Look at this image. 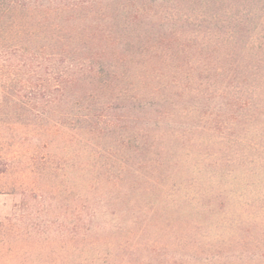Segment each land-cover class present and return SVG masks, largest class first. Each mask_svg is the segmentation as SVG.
Segmentation results:
<instances>
[{
	"label": "trees",
	"instance_id": "trees-1",
	"mask_svg": "<svg viewBox=\"0 0 264 264\" xmlns=\"http://www.w3.org/2000/svg\"><path fill=\"white\" fill-rule=\"evenodd\" d=\"M157 1L0 0V195L27 192L4 181L21 136L74 132L84 159L78 231L138 218L137 193L163 184L164 129L188 103L172 89L184 82L182 93L201 101L193 126L238 140L241 170L264 168V8L210 0L223 15L181 21ZM248 204L264 217V192Z\"/></svg>",
	"mask_w": 264,
	"mask_h": 264
},
{
	"label": "rangeland",
	"instance_id": "rangeland-1",
	"mask_svg": "<svg viewBox=\"0 0 264 264\" xmlns=\"http://www.w3.org/2000/svg\"><path fill=\"white\" fill-rule=\"evenodd\" d=\"M209 3L157 1L181 21L223 15L224 5L220 9ZM234 5H248L260 14L264 0H238ZM182 89H172L188 103L164 129L162 186L149 196L137 193L142 200L138 218L122 214L88 234L78 231L75 219L84 159L74 132L49 140L37 134L16 139L18 163L4 181L21 184L27 192L0 195V264H264V217L257 207L245 205L264 192V168L241 170L238 140L195 128L198 117L192 111L201 101ZM187 112L191 118L183 116ZM174 127V135L182 139L172 136ZM232 132L240 134L239 129ZM49 167L54 171L41 173ZM35 186L45 187L44 192H36ZM32 189L43 198L35 199Z\"/></svg>",
	"mask_w": 264,
	"mask_h": 264
}]
</instances>
